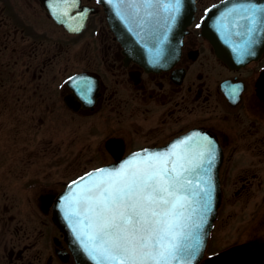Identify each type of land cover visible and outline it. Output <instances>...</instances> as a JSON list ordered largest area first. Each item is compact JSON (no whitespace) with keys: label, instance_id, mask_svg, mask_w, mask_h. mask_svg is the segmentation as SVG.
Masks as SVG:
<instances>
[{"label":"flooded vegetation","instance_id":"af4514ba","mask_svg":"<svg viewBox=\"0 0 264 264\" xmlns=\"http://www.w3.org/2000/svg\"><path fill=\"white\" fill-rule=\"evenodd\" d=\"M223 1L192 0L177 58L151 69L126 53L100 0H0V116L9 117L0 132L7 133L1 143L12 148L10 157L18 164L14 177L20 178L23 168L35 170L30 165L47 157L53 132L66 133L70 118L89 119L98 133L89 156L94 166L61 183L45 179L46 173L14 182L20 189L23 184L37 207L0 203V264H78L53 220V204L82 173L133 152L171 150L192 130L211 134L222 150V166L227 148L243 143L241 132L258 134V125H264V97L258 92L264 50L238 67L217 56L202 23L207 10ZM243 1L264 5V0ZM53 10L63 13L65 23ZM233 87L239 89L235 100L229 94ZM55 116L62 117V127ZM219 177V207L232 206L228 191L236 182L224 184L221 167ZM247 227L238 228L237 242L208 254L201 264H264V237H249Z\"/></svg>","mask_w":264,"mask_h":264},{"label":"snow or ice","instance_id":"6c2138e0","mask_svg":"<svg viewBox=\"0 0 264 264\" xmlns=\"http://www.w3.org/2000/svg\"><path fill=\"white\" fill-rule=\"evenodd\" d=\"M120 3L142 20L163 8L169 26L181 7V0ZM231 11L242 12L241 19L247 22L243 45L236 49L243 61L253 55L254 37L264 32V5L250 3ZM84 90H90L88 82ZM229 94L235 100L238 87ZM192 140L190 136L178 141L168 151L135 153L117 168L99 169L73 182L76 190L64 197L65 216L77 218L73 231L95 264H193L212 210L211 181L201 183L199 171H210L215 145L203 136L192 148Z\"/></svg>","mask_w":264,"mask_h":264},{"label":"water","instance_id":"95a60500","mask_svg":"<svg viewBox=\"0 0 264 264\" xmlns=\"http://www.w3.org/2000/svg\"><path fill=\"white\" fill-rule=\"evenodd\" d=\"M101 2L104 5L110 27L115 30L118 39L125 46L126 53L135 61L139 62L145 68L160 69L169 66L177 58L185 27L190 22L193 13V3L191 0H181L180 11L176 15L175 21L170 23V26L166 19L168 13L163 8L157 9L155 15L150 20H142L141 17L133 14L132 9L126 7V3L121 4L120 0L117 2L112 0L111 3H109V0H101ZM164 2H167V0H164ZM250 3L249 1L243 0H226L225 2L213 5L208 10L207 16L204 18L202 24L205 35L214 44L217 56L232 67H238L253 58H257L264 49V32H261L260 35L254 37L256 43L251 49L253 55L245 56L243 61L237 58L236 49L238 46L243 45L245 40V36L243 35L245 32L244 25L247 22L241 19L242 12H234L231 10ZM123 6L125 7L123 8ZM51 13L58 22L64 23L63 13L57 10H53ZM142 15L143 13H141ZM237 33H241V35H237ZM258 92L264 97V70L258 78ZM190 136L193 137V140L190 141L189 147H197L198 138L203 136H207L215 145V160L211 165L210 171L207 174L199 171V175L203 178L200 181L201 183L209 179L211 181L212 210L207 214V219L203 226V245L201 251L193 260V264H197L203 255L208 232L220 202L221 193L218 169L222 153L220 147L209 133L194 130L184 134L181 140ZM135 153H144V151L131 153L122 162L106 164L83 174L77 179L72 180L55 198L53 220L64 232L65 239L78 264H95V261L84 251L83 245L76 238V233L73 231L77 218L65 216L64 197L70 196L76 190L77 185L73 184L74 181H78L81 177H86L88 173L95 172L99 169L117 168ZM191 178L196 183L197 173H193Z\"/></svg>","mask_w":264,"mask_h":264},{"label":"rangeland","instance_id":"374dc122","mask_svg":"<svg viewBox=\"0 0 264 264\" xmlns=\"http://www.w3.org/2000/svg\"><path fill=\"white\" fill-rule=\"evenodd\" d=\"M22 1L24 2V0ZM55 34H57V30H55ZM4 116L3 114L0 116L2 126L7 125L9 122V117ZM54 118L55 123L62 127V117L55 116ZM88 120L70 118L66 133L60 136L54 131V137H52L54 144L51 149L47 150V157L37 158L34 164L30 165V169L33 166L35 167V170L32 171L33 174L29 172V169L24 170L23 168L22 172L20 170L21 177L17 179L14 176L18 164L10 157L12 148L1 143L2 139L9 138L6 137L7 133L0 132V169L2 172L0 175L2 190L0 191V203H4L6 207H15L14 209L16 207H37V200L34 201L32 194L29 199L26 193L23 192V184L20 189L19 185L18 187L13 185L14 182L18 181L20 183L29 175V177H33L32 179H38L41 176L50 174L45 179L61 183L62 179L72 177L80 171L94 166L96 163L90 162L89 156L98 133L95 128L87 123ZM257 132L258 134H255V137L251 134V131L241 132L243 143L240 142L235 148L229 147L226 150L227 163L225 160L220 166L221 181L224 184H231L233 180L236 182V185H232V188L228 191L227 203L232 206L226 204L217 209L202 259L209 253L220 251L227 245L237 242L238 240L234 237L238 232L240 233L238 228L242 225H248L250 228L249 237H264L263 124L258 125ZM229 151H231V154H229ZM31 157L33 158L32 155ZM232 162L234 169L232 168ZM14 164H16L15 169L13 168ZM1 193L4 194L1 196Z\"/></svg>","mask_w":264,"mask_h":264}]
</instances>
